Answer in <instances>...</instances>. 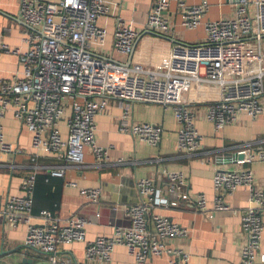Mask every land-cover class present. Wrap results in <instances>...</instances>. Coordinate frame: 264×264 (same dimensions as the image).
<instances>
[{
  "label": "built area",
  "instance_id": "1",
  "mask_svg": "<svg viewBox=\"0 0 264 264\" xmlns=\"http://www.w3.org/2000/svg\"><path fill=\"white\" fill-rule=\"evenodd\" d=\"M112 2L21 0L19 17L30 27L23 47L0 44V55L18 56L23 69L22 76L0 77V120L11 112L27 128L33 158L53 153L64 162L46 167L48 174L64 177L68 168L83 166L86 148L98 163L109 162L108 147L97 142L96 131L97 117L107 109L110 99L118 100L122 110L119 130L152 146L160 143L163 127L134 122L132 105L145 103L172 109L179 124L177 148L188 155L203 149V137L195 124L197 113L190 108L193 104L207 103L205 118L216 132L238 123L243 114L253 120L264 115V0H241L237 17L207 22V41L202 44L178 43L162 49L153 69L140 61L126 67L114 55L107 58L97 53L95 46L107 37V30L98 21L111 13ZM249 2L255 7L253 15L246 8ZM170 5L169 0H155L146 17L148 27L169 32L170 20L165 14ZM180 5V25L187 31L203 23L211 6L207 0L194 6ZM137 36L132 23L117 16L113 53L128 56ZM247 38H253L257 48ZM253 144H243L235 153L244 155L241 163L264 161L263 143ZM0 151L22 153L6 142L1 121ZM166 177V192L157 189L150 178L137 181L141 201L128 207L130 227H117L110 237L99 236L87 242L85 218L74 215L61 221L48 210L35 216L36 174H32L23 180L20 195H11L3 206L0 204V240L26 226L24 248L43 254L47 264H72L66 257L67 247L84 242L85 259L92 264H112L119 246L136 264H151V259L162 256L168 257L167 264H190L188 252L169 244L188 237L189 230L157 214L156 209L177 207L183 201L214 218L219 212L234 213L226 197L245 187L250 197L241 218L246 236L241 264H255L258 260L264 263V183L255 179L252 170L217 169L211 203L204 194L192 196L185 191L187 179L183 173L167 172ZM69 185L76 186V182ZM81 194L98 201L100 190L81 189Z\"/></svg>",
  "mask_w": 264,
  "mask_h": 264
},
{
  "label": "crops",
  "instance_id": "2",
  "mask_svg": "<svg viewBox=\"0 0 264 264\" xmlns=\"http://www.w3.org/2000/svg\"><path fill=\"white\" fill-rule=\"evenodd\" d=\"M57 2L58 0H44ZM155 0H113L111 13L99 19L98 23L107 30L105 42L97 45L100 55L111 58L112 55L129 67L142 62L146 67L155 68L159 55L171 44H202L207 41L205 24L222 19H233L238 15L241 0H207L210 10L203 23L194 31L181 27V3L188 6L200 4L203 0H169L170 10L165 14L171 25L169 32H162L147 25V14ZM21 0H4L0 5V44L12 48L23 47V38L28 30L26 23L19 17ZM253 15L252 2L246 6ZM121 16L132 23L137 31L133 55L119 57L113 53L116 17ZM254 47L253 38H247ZM264 50V39L261 43ZM19 57L13 54L0 55V77L9 79L15 74L22 76ZM211 98V95L208 94ZM264 103V96L261 97ZM207 103L193 104L196 111L197 130L202 135L203 149L194 155L181 153L177 148L179 124L172 109L155 104L134 103L131 118L134 122L153 123L163 127V135L158 145L152 146L139 142L129 133L119 130L122 110L116 99H110L107 109L97 117V142L108 147L109 162L98 163L92 151L86 148L84 164L81 167L68 168L64 177L52 176L50 180L48 211L52 217L61 221L78 215L88 221L87 242L99 236H111L117 227H130L132 222L128 207L139 203L137 181L150 178L157 189L167 191L169 186L166 173L181 172L186 176L183 187L192 196L206 195L211 203L214 198L213 175L217 169H250L257 181L264 183V161L254 160L241 163L235 153L241 145L263 143L264 115L257 120L241 115L238 123L216 132L214 126L205 118ZM1 123L4 127L6 142L22 151L20 154L0 151V204L4 205L9 196L22 193V182L32 174L36 177L47 173L48 166L62 165L53 153L33 158L31 134L11 112H6ZM64 135L67 133L65 121L61 123ZM122 162L119 163L118 161ZM48 174V173H47ZM76 182V186L69 185ZM81 189H99L98 201L81 194ZM167 196V193H166ZM250 193L240 187L226 202L235 211L219 212L214 218L200 213L195 205L181 201L177 207L159 208L156 213L165 216L189 230V236L169 241L172 247L182 248L190 255V264H241L246 236L242 230V213L249 205ZM35 203V202H34ZM211 207V205H210ZM212 208V207H211ZM42 211V210H41ZM35 214L39 217L41 212ZM1 217V216H0ZM37 223V221H35ZM26 226H20L1 238L0 264H47L46 257L33 250L24 248ZM86 243H75L66 249V257L72 264H92L85 259ZM261 252L264 254V233ZM6 260V261H5ZM26 261L25 263L23 261ZM168 257L151 259V264H167ZM112 264H136L135 259L122 247H116ZM255 264H264L258 260Z\"/></svg>",
  "mask_w": 264,
  "mask_h": 264
},
{
  "label": "trees",
  "instance_id": "3",
  "mask_svg": "<svg viewBox=\"0 0 264 264\" xmlns=\"http://www.w3.org/2000/svg\"><path fill=\"white\" fill-rule=\"evenodd\" d=\"M52 177L47 173H42L36 177L35 189H34V209L36 214L39 210H52L53 208L48 205L49 192L51 185H49Z\"/></svg>",
  "mask_w": 264,
  "mask_h": 264
},
{
  "label": "water",
  "instance_id": "4",
  "mask_svg": "<svg viewBox=\"0 0 264 264\" xmlns=\"http://www.w3.org/2000/svg\"><path fill=\"white\" fill-rule=\"evenodd\" d=\"M24 24H25V22H24ZM26 27H28V28H30L27 24H26ZM133 51H134V49L132 50V52H131V55H133ZM237 159V160H243V158H244V155H242V154H240V155H235L234 156V159ZM2 254H4V253H2ZM2 254H1V256H2ZM0 256V257H1ZM24 263L26 262L25 260L23 261ZM30 262V264H32V261H29Z\"/></svg>",
  "mask_w": 264,
  "mask_h": 264
},
{
  "label": "rangeland",
  "instance_id": "5",
  "mask_svg": "<svg viewBox=\"0 0 264 264\" xmlns=\"http://www.w3.org/2000/svg\"><path fill=\"white\" fill-rule=\"evenodd\" d=\"M6 261V260H5ZM5 264H9V261H7V263H5Z\"/></svg>",
  "mask_w": 264,
  "mask_h": 264
}]
</instances>
